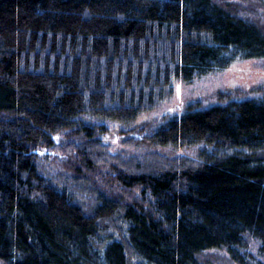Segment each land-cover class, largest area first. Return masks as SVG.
<instances>
[{"label": "trees", "instance_id": "16d2710c", "mask_svg": "<svg viewBox=\"0 0 264 264\" xmlns=\"http://www.w3.org/2000/svg\"><path fill=\"white\" fill-rule=\"evenodd\" d=\"M228 6L0 0V264H203L213 248L264 264V157L122 159L79 121L130 124L175 79L264 57V33ZM60 133L81 140L59 145ZM125 142L262 149L264 97L189 110ZM107 165L117 194L89 174Z\"/></svg>", "mask_w": 264, "mask_h": 264}, {"label": "rangeland", "instance_id": "374dc122", "mask_svg": "<svg viewBox=\"0 0 264 264\" xmlns=\"http://www.w3.org/2000/svg\"><path fill=\"white\" fill-rule=\"evenodd\" d=\"M219 4L229 5L236 15L253 23L264 33V0H213ZM264 97V57L238 59L229 66L209 73L197 75L190 80L175 79L172 83L171 94L156 106L143 111L130 124L97 120L86 114L79 117V121L93 128V133L106 145L111 154H120L122 159L141 158L147 153H157L167 158L188 156L195 158L205 151L216 160L228 155L239 154L248 158H263L264 148L249 150L245 148L227 149L215 145L199 143L190 146H153L131 145L124 143L125 139L152 133L169 119L180 117L189 110L209 107L214 104H225L232 100L260 99ZM142 133L140 132V130ZM82 135L81 133L79 136ZM67 133L53 136L54 141L61 145L63 142L80 141L70 138ZM72 139V140H71ZM110 167L101 166L89 172L94 181L107 193L117 194L119 190L111 186L108 173ZM248 251L253 259H260L257 244L249 241ZM203 264H238L221 248L205 250L199 257Z\"/></svg>", "mask_w": 264, "mask_h": 264}]
</instances>
